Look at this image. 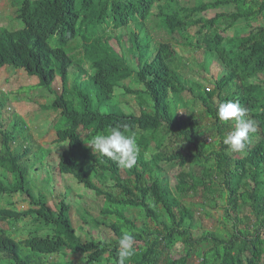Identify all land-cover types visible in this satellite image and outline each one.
I'll return each mask as SVG.
<instances>
[{
    "label": "trees",
    "instance_id": "obj_1",
    "mask_svg": "<svg viewBox=\"0 0 264 264\" xmlns=\"http://www.w3.org/2000/svg\"><path fill=\"white\" fill-rule=\"evenodd\" d=\"M10 3L22 26L14 32L2 26L0 38L28 42L29 57L20 47L16 66L38 76L35 88L55 93L47 105L59 118L52 142L64 147L56 165L42 164L49 150L22 144L21 117L13 119L14 130L0 120L1 222H22L27 232L43 234L16 243L1 228L2 264H116L125 229L135 236L130 264H264V0ZM223 6L234 11L201 15ZM174 45L194 51L204 70L215 61L218 75L180 72L173 66ZM126 80L139 88L125 86ZM33 89L23 86L27 100ZM230 100L256 123L241 152L223 143L233 124L216 114L219 103ZM122 102H133L135 110L125 111ZM117 124H127L137 138L140 151L131 169L87 145ZM201 129L212 132L217 147L206 143ZM161 162L179 167L174 191ZM62 176L92 192L95 201L69 202L73 192ZM207 208L222 211L211 228L200 218L209 217ZM86 225L104 230L105 237L90 234ZM17 244L28 261L10 255ZM176 248L181 255L175 258Z\"/></svg>",
    "mask_w": 264,
    "mask_h": 264
},
{
    "label": "rangeland",
    "instance_id": "obj_2",
    "mask_svg": "<svg viewBox=\"0 0 264 264\" xmlns=\"http://www.w3.org/2000/svg\"><path fill=\"white\" fill-rule=\"evenodd\" d=\"M196 0H184L183 5H190L193 4ZM207 1V0H203ZM20 2L18 3L19 6ZM17 6V7H18ZM15 11V5H12L10 3V0H0V27L4 26L7 24L8 27H11L9 24V19L11 20L14 16L12 13ZM221 11L225 12H231L234 11L233 6H223L220 7L216 10H208L206 12L201 13V15L205 18H211L213 17L216 13H219ZM9 18V19H8ZM16 25H18V22L15 18H13ZM20 22V21H19ZM21 23V22H20ZM239 25H243V21L237 22ZM22 24V23H21ZM254 25V23H253ZM124 32V30H122ZM120 32V29H116L115 33ZM54 40L51 39V46L56 47V44L53 43ZM128 43V42H127ZM174 49L177 51L178 58H176L173 62V66L177 67V69L180 72H187L188 76H191L193 74H196L197 72L203 73L207 78L210 77H216L218 75L219 69L218 66L216 65L215 61L210 62L207 64V68L204 70L199 67L198 60L196 57V54L194 51L189 49L185 45H174ZM77 51V52H76ZM75 52V55L77 58L82 55V50L81 48H78ZM73 55V56H75ZM84 66L87 67V64L84 63ZM187 66V68H186ZM13 69V70H19L15 69L11 66L5 65L3 66L2 69ZM70 70H74V67H71ZM21 71V70H19ZM185 77V76H184ZM30 79L29 81L26 80L27 78L23 77L22 72H15L12 70H6L0 74V81L2 84V88L6 90L7 93L10 94V99L14 101V107L16 114L19 115L25 122L26 126L28 127V133L30 134V142L34 145V147H38L39 145L43 146L47 149H49V154L47 157L44 159V162L47 163L48 165H56L59 159V156L61 154V150L63 149V145H56L53 141L55 138V130L59 128L57 125H52L58 117V114L56 112H53L51 110H40L39 106L45 104H48V101H45L43 99L42 95V90H44L42 87H38L40 89H34L30 92V96L34 97L33 99H36L35 101H27V96L22 94L23 86L26 84H31L32 82L37 81L36 76H28ZM186 78V77H185ZM125 86H129L132 88H139V85L134 83L132 80H126L123 82ZM55 87H59V79H55L54 83ZM3 91V90H2ZM123 91L121 88L116 89V92L121 93ZM40 95L38 98L37 96ZM126 97V96H125ZM120 106L125 110V111H134L135 110V105L133 102H130L129 107L126 106L123 102L120 104ZM196 109L198 110L199 107L197 106ZM196 110V111H197ZM2 117H10L12 115V108L10 110L7 108L6 110H2ZM46 120L48 123L47 125L43 124V121ZM204 122H206L205 119H203ZM202 122V121H201ZM200 122V123H201ZM61 126V123L59 124ZM202 130V137L207 138L206 143L210 144L212 148L217 147L216 144H213V140L215 137H213L212 132L207 130V129H201ZM212 139V141H211ZM161 166L168 177L169 180V186L174 191V175L179 171V167L176 164L173 163H166V162H161ZM6 176L8 174L6 173ZM61 183L63 186H66L65 188L72 191L73 194L71 193L69 195V202H73L79 197L80 201L81 198L83 197V203L85 204H90L91 201H95V197L92 192L90 191H83L82 188H76V184L73 180L69 179L68 177H63L61 179ZM220 202V201H219ZM77 206V204H76ZM74 205L73 207L76 208ZM73 209V208H72ZM208 209V208H207ZM74 210V209H73ZM209 211V217H204L203 215L200 218L202 219V225L207 228H211L213 224L218 221V218L221 216V210L220 209H208ZM133 215H135L136 210H132ZM91 214L93 216H101V214H98L97 211H92ZM85 217H87L85 215ZM88 218V217H87ZM0 226L2 227H8L7 224L1 222L0 220ZM87 231H90V234L92 235H97L98 237L104 238L105 237V232L104 230L99 231L96 229H93L92 225H86L85 226ZM9 234H14L16 238L23 239L27 235V232L25 228L23 227L22 222L21 223H16L14 224L13 228L12 225L8 229ZM88 232L85 231L84 236L87 238L88 237ZM178 248L172 250V257H179L181 255L180 251H176ZM53 256H49L47 260H50ZM46 264L47 261H46Z\"/></svg>",
    "mask_w": 264,
    "mask_h": 264
},
{
    "label": "clouds",
    "instance_id": "obj_3",
    "mask_svg": "<svg viewBox=\"0 0 264 264\" xmlns=\"http://www.w3.org/2000/svg\"><path fill=\"white\" fill-rule=\"evenodd\" d=\"M12 21H14L13 18L11 20L9 19V24L11 27L7 26L4 29L10 32H14L15 30H18L21 28L22 24L19 21H17L18 25H16L15 22H12ZM1 28L2 27H0V29ZM21 41L22 42H20L17 37L9 36V35L7 36L3 35L0 38V69L3 66L8 65L15 69L21 70L19 71V70L3 68L0 71V74L6 70L22 72L23 77L27 78L26 80L28 81L30 80L28 76H36L37 81L35 80V82H32L31 84H26V85H34V89H40L38 87H41V86H38L35 88V85L39 82V78L37 75L35 74L29 75L22 68L16 66V61L19 58L14 53L19 51L20 47L24 48L21 51V53L24 54L25 58L29 57L28 50L26 49V45H25V44H28V42H26L25 37H23ZM1 86L2 84L0 81V120L1 119L6 120L8 124V128L9 129L11 128L12 130H14L15 128H13L11 124L13 123V119L15 118V116H19L16 114V111H15V107H14L15 100L12 101L10 99V94L7 93L6 90L3 89ZM40 90L43 92L41 95L43 99H45V101H48V104H51V102L54 100L56 96L55 93L47 92L45 89L44 90L40 89ZM30 98L32 99H29L27 101L32 102L36 100V99H33L34 97L32 96H30ZM47 105L43 104L39 106V109L42 111L51 110L58 114L57 111H54V109L49 108ZM7 108L9 110L10 108H12L11 118L2 117V114H3L2 110H6ZM216 114L220 121L231 122L233 124V127L231 128V130L224 137L223 143L227 145L230 148V150L233 152L243 151L246 147L247 141L249 140V134L254 133L256 131V123L254 120L248 117L247 110L241 106L239 101L230 100V101L219 103ZM58 120L59 118H57L56 121L52 123V125H57ZM23 124L25 127L26 137L23 140L22 144L31 147V150L33 151L36 147H34V145L30 142V134L28 133V127L26 126L25 122ZM43 124L47 125L48 123L46 122V120H44ZM55 134H56V130H55ZM87 145L92 148L93 152H98L102 156H105L111 159L112 161L116 162L118 166L122 168H126V169H131L136 165L138 154L140 151L139 145L137 143V138L134 133H130L129 126L127 124H117L116 126L110 127L106 133L94 135ZM48 150L49 149H47V151ZM42 164H44V160ZM36 173L37 172L35 171L34 176L35 178H38L39 176ZM0 203L4 204V202L1 199H0ZM16 212H19V211H16ZM11 225L13 228L14 226L13 223L8 225V227L0 226V233H1V228L4 229L6 233H8V229ZM30 234H40V233L27 232L26 234L27 236L23 239L16 238L14 234H9V233L8 235L10 237L9 236L7 237H9L10 239H14L16 243H19V240L24 241L25 239L31 237ZM40 235H43V234H40ZM117 243H118V252H117L116 264H130L131 258L136 254V248L134 247L135 236L133 234V231L130 229L123 230ZM22 252L23 254H27L29 251H22ZM13 254H18L21 261H28V259L20 256V244L14 245L10 255H13ZM3 260L4 258H1L0 256V264H2Z\"/></svg>",
    "mask_w": 264,
    "mask_h": 264
}]
</instances>
